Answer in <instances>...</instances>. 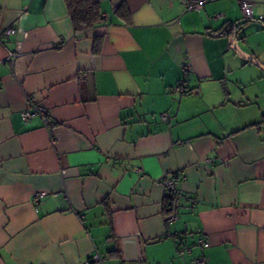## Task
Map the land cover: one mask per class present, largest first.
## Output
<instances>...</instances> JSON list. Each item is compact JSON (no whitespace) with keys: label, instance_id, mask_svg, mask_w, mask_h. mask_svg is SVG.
Masks as SVG:
<instances>
[{"label":"crops","instance_id":"obj_1","mask_svg":"<svg viewBox=\"0 0 264 264\" xmlns=\"http://www.w3.org/2000/svg\"><path fill=\"white\" fill-rule=\"evenodd\" d=\"M93 2L0 0V264H264V0Z\"/></svg>","mask_w":264,"mask_h":264},{"label":"built area","instance_id":"obj_2","mask_svg":"<svg viewBox=\"0 0 264 264\" xmlns=\"http://www.w3.org/2000/svg\"><path fill=\"white\" fill-rule=\"evenodd\" d=\"M181 3L184 5L185 11H199L203 9L204 5L209 0H180ZM252 7L253 4L247 1H242L240 3V9L241 13L243 15V18L246 20H251L253 18L252 14ZM13 30L8 29L7 34L12 33ZM184 71H187L189 69L188 65L184 66ZM176 92H179V88H175ZM31 107L29 110L23 111L21 116L24 121H27L28 119L38 116L45 126H47L50 129V118L47 109L42 104H30ZM160 119L162 121L168 120V115L166 113L160 115ZM54 142V141H53ZM162 191L163 196L165 199H168L170 202V209L169 212L164 217V224L165 226H170L178 216V209L180 206V201L183 197V193L178 188L177 181L175 180L174 175H166L163 177L162 180ZM43 193H36L33 196V202L38 203L39 200L43 197ZM198 245L202 248H207L209 246L208 241L201 237L197 241ZM90 260L95 264H102L101 258L94 254ZM89 260V261H90ZM194 264H206L205 258L200 256L194 259Z\"/></svg>","mask_w":264,"mask_h":264},{"label":"trees","instance_id":"obj_3","mask_svg":"<svg viewBox=\"0 0 264 264\" xmlns=\"http://www.w3.org/2000/svg\"><path fill=\"white\" fill-rule=\"evenodd\" d=\"M71 20L72 28L75 34L84 33L99 26L102 22V13L99 6L93 0H63ZM229 33H232L233 27L229 26ZM100 39L95 38L93 43V53H98ZM176 176V175H175ZM167 213L170 209V202L165 200Z\"/></svg>","mask_w":264,"mask_h":264}]
</instances>
